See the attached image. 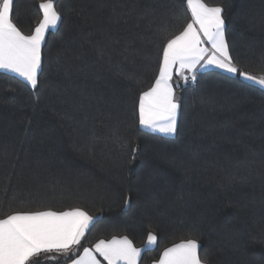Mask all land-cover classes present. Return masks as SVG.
Returning <instances> with one entry per match:
<instances>
[{"label": "trees", "instance_id": "obj_1", "mask_svg": "<svg viewBox=\"0 0 264 264\" xmlns=\"http://www.w3.org/2000/svg\"><path fill=\"white\" fill-rule=\"evenodd\" d=\"M42 0H14L26 35ZM62 14L42 48L34 89L0 70V218L80 207L96 221L79 246L127 236L139 264L196 239L206 264H264V89L239 74L176 79L177 133L139 124L164 38L191 22L186 0H54ZM225 9L242 71L264 74V0H205Z\"/></svg>", "mask_w": 264, "mask_h": 264}, {"label": "snow or ice", "instance_id": "obj_2", "mask_svg": "<svg viewBox=\"0 0 264 264\" xmlns=\"http://www.w3.org/2000/svg\"><path fill=\"white\" fill-rule=\"evenodd\" d=\"M191 22L178 34L164 38L162 64L154 86L139 99V124L166 135L177 133L181 104L175 98L174 71L184 81L197 79L201 68L216 67L239 74L264 88V74L257 76L238 68L225 36L224 7L211 6L205 0H186ZM14 0H0V70L23 77L32 88L42 71V47L52 29L62 22L54 0H42V19L26 35L13 21ZM190 73L189 75H186ZM96 217L80 207L69 211H13L0 218V264H43L56 255L75 254ZM149 234L148 245L156 242ZM200 244L188 239L163 253L160 264H205L199 256ZM142 249L133 246L127 236L109 241L99 240L94 247H84L83 255L71 264H138ZM52 254V255H49Z\"/></svg>", "mask_w": 264, "mask_h": 264}, {"label": "crops", "instance_id": "obj_3", "mask_svg": "<svg viewBox=\"0 0 264 264\" xmlns=\"http://www.w3.org/2000/svg\"><path fill=\"white\" fill-rule=\"evenodd\" d=\"M42 11V10H41ZM52 30H55V29H52ZM52 30H50V31H52ZM49 31V32H50ZM48 32V33H49ZM48 35V34H47ZM47 35H46V37H47ZM45 40H46V38H45ZM43 48V47H42ZM211 69H216V70H220V71H223V72H226V71H224V70H221V69H219V68H216V67H212V66H209V67H205V68H201L198 72H203V71H206V70H211ZM1 71H3V72H7V73H10V74H13V75H16V76H18V77H20L18 74H16V73H13V72H10V71H6V70H1ZM226 73H228V72H226ZM228 74H232V73H228ZM186 75H190V73H187L186 72ZM232 75H234V74H232ZM237 75V74H236ZM21 79H23L24 80V78L23 77H20ZM158 78V77H157ZM243 78V77H242ZM176 79H178L182 84H186V81H184L183 79H181L180 77H179V75L174 71V73H173V81H172V83H173V88H174V92H175V98L177 99V101L180 103V95H179V93H178V91H177V87H176ZM246 80V79H245ZM25 82H27L26 80H24ZM247 81H249V82H251V83H254L253 81H251V80H247ZM28 83V82H27ZM29 84V83H28ZM254 84H256V85H258V86H260L259 84H257V83H254ZM30 85V84H29ZM31 86V85H30ZM153 86H154V84H153ZM261 87V86H260ZM264 89V88H263ZM178 118H179V114H178V117H177V124H178ZM143 127V126H142ZM144 129H146V130H149V131H151V132H154V133H158V134H161V135H164V136H174V135H166V134H164V133H160V132H158V131H153L152 129H150V128H146V127H143ZM69 210H71V209H69ZM69 210H64V211H69ZM45 211V210H44ZM52 211H55V210H52ZM57 212H62V211H57ZM152 234V233H151ZM86 235V234H85ZM153 235H155V234H153ZM156 236V235H155ZM123 237H125V236H122V237H119V236H115V237H112V238H110V239H103V240H105V241H109V240H111V239H113V238H117V239H122ZM157 238V237H156ZM129 239V238H128ZM82 242V241H81ZM98 242V241H97ZM96 242V243H97ZM182 242H184V241H182ZM182 242H179V243H177V244H180V243H182ZM95 243V244H96ZM133 243V242H132ZM94 244V245H95ZM156 244H157V239H156V242L154 243V244H151V245H148V239H147V242H146V244H145V246L143 247V248H139V247H136L134 244H133V246L134 247H136V248H139V249H142V252L145 250V249H151V248H154L155 246H156ZM177 244H174V245H172V246H170V247H168V248H171V247H174L175 245H177ZM94 245L93 246H88V247H94ZM168 248H166L165 250H167ZM78 249H79V246H78ZM165 250L163 251V253L165 252ZM142 252H141V254H142ZM163 253H162V255H161V257H160V259L159 260H157L156 262H153L152 264H160V261L163 259ZM49 255H52V254H49ZM83 255V249L81 250V251H77L75 254H70L69 255V257H65V256H63V255H56V258L55 259H44L43 260V264H71V260L72 259H75V258H79L80 256H82ZM97 259H99L100 261H101V264H107V261H104L103 260V257H100L99 255H97ZM140 259H141V255H140V258H139V260H138V264H139V262H140ZM206 264V263H205Z\"/></svg>", "mask_w": 264, "mask_h": 264}, {"label": "built area", "instance_id": "obj_4", "mask_svg": "<svg viewBox=\"0 0 264 264\" xmlns=\"http://www.w3.org/2000/svg\"><path fill=\"white\" fill-rule=\"evenodd\" d=\"M189 76H190V75H189ZM198 78H199V72H197V79H196L195 81H192L191 79H189V80L187 81V83H191V84L196 85Z\"/></svg>", "mask_w": 264, "mask_h": 264}, {"label": "water", "instance_id": "obj_5", "mask_svg": "<svg viewBox=\"0 0 264 264\" xmlns=\"http://www.w3.org/2000/svg\"><path fill=\"white\" fill-rule=\"evenodd\" d=\"M176 87H177V88H179V87H180V85L178 84Z\"/></svg>", "mask_w": 264, "mask_h": 264}, {"label": "rangeland", "instance_id": "obj_6", "mask_svg": "<svg viewBox=\"0 0 264 264\" xmlns=\"http://www.w3.org/2000/svg\"><path fill=\"white\" fill-rule=\"evenodd\" d=\"M186 83H187V81H186Z\"/></svg>", "mask_w": 264, "mask_h": 264}]
</instances>
